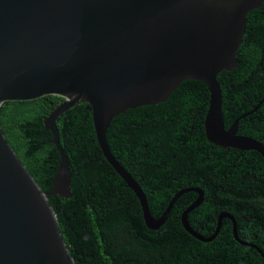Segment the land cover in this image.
Segmentation results:
<instances>
[{"label": "water", "instance_id": "water-1", "mask_svg": "<svg viewBox=\"0 0 264 264\" xmlns=\"http://www.w3.org/2000/svg\"><path fill=\"white\" fill-rule=\"evenodd\" d=\"M262 0H0V106L54 94L62 100L44 117L59 160L48 192L71 197V171L57 133L56 119L85 103L100 151L138 199L150 229L166 220L176 199L193 190L198 196L180 215L183 228L201 241L218 233L223 217L241 244L229 212H219L208 237L188 222L202 201L199 188H183L153 217L146 195L112 154L106 130L113 117L140 105L164 101L184 79L207 85L203 118L206 139L224 148L255 150L264 145L237 133L238 121L226 127L217 74L237 66L236 51L246 29L247 13ZM56 211L58 209L56 208ZM262 257L264 254L257 249ZM0 264H76L61 235L46 194L7 143L0 126Z\"/></svg>", "mask_w": 264, "mask_h": 264}, {"label": "trees", "instance_id": "trees-1", "mask_svg": "<svg viewBox=\"0 0 264 264\" xmlns=\"http://www.w3.org/2000/svg\"><path fill=\"white\" fill-rule=\"evenodd\" d=\"M246 17L245 33L235 55L237 66L221 70L216 77L226 127L264 98V0ZM208 96L204 82L184 79L164 101L127 108L113 117L106 130L107 144L143 189L153 217L162 213L175 192L197 185L205 194L188 213L191 227L208 237L218 213L230 212L239 225H248L236 229L238 238L250 241L264 254V177L259 182L260 171L255 178L249 176L254 173L249 174V183L244 184V171L222 176L234 172L231 165L238 161L233 157L240 152L232 147L226 151L206 139L203 118ZM61 100L49 94L6 101L0 106V126L7 143L54 208L76 264H264L260 252L234 238L227 219L210 241L189 234L180 222L183 195L158 229L148 228L137 197L103 157L91 113L83 102L56 119L59 144L72 174L71 197L50 196L59 154L43 117ZM238 130L264 145V99L257 109L239 119ZM240 151L248 159L254 154L257 167L264 169L257 151ZM235 187L255 191L236 196L231 190ZM248 215L250 223H242Z\"/></svg>", "mask_w": 264, "mask_h": 264}, {"label": "flooded vegetation", "instance_id": "flooded-vegetation-1", "mask_svg": "<svg viewBox=\"0 0 264 264\" xmlns=\"http://www.w3.org/2000/svg\"><path fill=\"white\" fill-rule=\"evenodd\" d=\"M243 120H247V119H243ZM237 133L238 134H241V135H245V134H243L242 132H239V130H237ZM251 137V136H250ZM230 148H226V151L227 150H229ZM238 150V149H237ZM234 153L236 152V150H234L233 151ZM239 155H237V156H235V157H233L234 158V160H236V161H238V163H234V164H232L231 166H232V169H234V172H232V173H228V174H226V173H223L222 174V176L224 177V178H227V177H229V176H232V175H234V174H236V173H238V172H240V171H244V173H243V177L247 180V183H244V184H248L249 182H248V175L249 174H252V173H254V174H252V175H249L251 178H255L256 177V175H257V173L256 172H258V171H260V173H259V182H261L262 181V178L264 177V169L262 170V166L260 165V166H258L257 167V158H256V156L254 155V154H252V153H250V155L251 156H249L250 158L248 159L245 155H244V151H240V149H239ZM264 160V159H263ZM224 167V166H223ZM257 183H258V180L257 181H255L254 183H253V186H255V185H257ZM241 186H244V185H241ZM192 187H196V188H199L201 191H202V201L204 200V194H205V192H204V190L200 187V186H197V185H192V186H189V187H186V188H192ZM183 189V188H182ZM231 190H233L232 192H233V194L234 195H236V196H248V195H251L255 190L254 189H247V188H240V189H238L237 187H235L234 189H231ZM176 193V192H175ZM181 195H183L184 196V199L180 202L181 204H185V207H187L191 202H193L194 201V199L198 196V193L196 192V191H193V190H188V191H186V192H184V193H182ZM180 195V196H181ZM179 196V197H180ZM178 197V198H179ZM177 198V199H178ZM201 201V202H202ZM179 202L177 203V205H179L180 204ZM140 206V205H139ZM184 207V208H185ZM184 208H183V210H184ZM140 210H141V208H140ZM182 210V211H183ZM222 212V211H221ZM224 212H227V211H224ZM142 213V212H141ZM230 213V212H229ZM231 214V213H230ZM181 215V214H180ZM232 215V214H231ZM232 217H233V219H234V222H235V227H236V229L237 228H240V229H243V228H245V227H243V226H248V225H239V222H237V219L232 215ZM250 218H251V215H248V219L247 220H245V221H242V223H244V224H249L250 223ZM223 219H227V220H229L230 221V223H231V228H232V223H233V221L230 219V218H228V217H223L222 218V220ZM222 220H221V225H222ZM189 222V221H188ZM216 223H217V221H216ZM224 223H227V222H224ZM182 225V224H181ZM220 225V226H221ZM239 226V227H238ZM237 231V230H236ZM238 235V234H237ZM240 241H245V242H250V241H248V240H242V239H240ZM251 243V242H250ZM252 244V243H251ZM254 245V244H253ZM252 247H254L256 250L257 249H260V248H258V247H255V246H252ZM261 250V249H260ZM258 251V250H257Z\"/></svg>", "mask_w": 264, "mask_h": 264}]
</instances>
